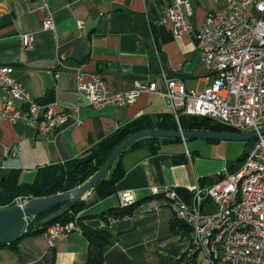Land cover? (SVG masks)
<instances>
[{
    "label": "crops",
    "instance_id": "0c3cea01",
    "mask_svg": "<svg viewBox=\"0 0 264 264\" xmlns=\"http://www.w3.org/2000/svg\"><path fill=\"white\" fill-rule=\"evenodd\" d=\"M46 2L52 28L44 27L41 1L0 0V65L12 66L14 78L41 105L70 110V116L46 137L39 135L31 121H0V170H18L21 182L33 183L38 172L42 176L50 168L65 170L139 117L155 120L169 113L163 99L148 90L151 81L162 87V72L180 78L188 90H202L211 81L196 38L174 34L164 18L168 0ZM190 2V23L195 30L208 13L225 6L214 0ZM24 36L30 38V49L23 43ZM79 72L86 82L100 74L111 90L137 89L139 96L129 106L93 108L77 89ZM2 96L0 90V101ZM203 141L160 139L156 153L145 147L131 148L120 157L124 175L114 186L102 197L92 189L81 199L85 206L77 212L80 222L103 228L107 221L99 214L122 208V192L134 196L132 213L110 228L116 238L102 264H179L191 233L175 222L165 191L172 190L190 203L196 184L214 182L239 158L227 157L216 140ZM88 251L83 233L71 232L49 248L39 232L0 245V264H86Z\"/></svg>",
    "mask_w": 264,
    "mask_h": 264
},
{
    "label": "built area",
    "instance_id": "2783aa9c",
    "mask_svg": "<svg viewBox=\"0 0 264 264\" xmlns=\"http://www.w3.org/2000/svg\"><path fill=\"white\" fill-rule=\"evenodd\" d=\"M39 1L44 27L52 28L47 2ZM214 1L225 6L208 13L197 30L190 23V0H168L164 16L174 34L188 33L196 38L210 83L202 90H188L180 78L162 72V87L151 81L148 90L163 99L179 130L183 129L181 118L189 115L206 116L235 132L258 130L264 126V0ZM23 43H31L30 38L24 36ZM26 48L30 49V44ZM76 80L77 89L93 108L129 106L139 96L137 89L111 90L100 74L86 82L79 72ZM0 90V121H31L40 136H48L70 116L69 109L56 111L31 98L14 78L12 66L0 65ZM254 140L242 162L226 168L212 183L196 184L190 203L177 198L172 190L165 191L175 219L186 224L191 233L179 264H264V134ZM28 200L17 197L14 204ZM133 203L134 196L122 192V206ZM31 218L26 219L23 233ZM120 218L109 216L106 226L112 227ZM71 232L83 233L80 213L68 221L53 222L43 234L50 248Z\"/></svg>",
    "mask_w": 264,
    "mask_h": 264
},
{
    "label": "trees",
    "instance_id": "16d2710c",
    "mask_svg": "<svg viewBox=\"0 0 264 264\" xmlns=\"http://www.w3.org/2000/svg\"><path fill=\"white\" fill-rule=\"evenodd\" d=\"M181 127L187 130H208L218 132H235V130L226 125L220 124L211 120L206 116H184L180 120ZM177 123L173 119V116L169 113L159 116L155 120L150 116L144 115L137 118L136 120L121 126L114 134L108 136L105 140L100 142L97 147L89 154L84 157L74 160L73 164L67 168L57 169L50 168L45 173L38 175L33 183H24L19 179L18 170H11L5 173L0 170V207L10 206L14 204V200L17 197H27L29 199L49 197L76 188L77 186L84 183L89 177H91L104 163L110 152L114 147L127 135L142 129H164L173 130L177 129ZM160 139L165 142L180 141L178 138H155L146 137L136 141L134 144L129 146L124 153L136 146L145 147L150 153H156L159 150ZM255 140L248 141L247 145H251ZM246 153H243L236 162L240 163L243 161ZM121 154L113 166L110 168L105 177H103L93 188L95 194L102 197L106 191H108L114 184L124 175L123 164L120 162ZM63 171V172H61ZM3 177V178H2ZM61 205L54 206L40 214L33 216L29 220L26 232L23 235H29L39 233L45 230V228L53 222H65L73 217V215L83 209L85 203L80 200L75 206L65 212L59 218L52 220L45 225H41L40 222L46 216L53 214ZM131 206L109 209L99 214L102 218L107 221L109 216H125L132 213ZM187 231L190 229L186 224L178 221ZM83 234L89 241V251L86 260V264H102L103 257L108 246L116 238L113 232L110 230L111 227L103 228H91L84 226L81 222ZM19 239V238H18ZM17 239V240H18ZM16 240V241H17ZM15 242V241H14ZM1 243L0 245L12 244ZM180 259V258H179Z\"/></svg>",
    "mask_w": 264,
    "mask_h": 264
},
{
    "label": "water",
    "instance_id": "95a60500",
    "mask_svg": "<svg viewBox=\"0 0 264 264\" xmlns=\"http://www.w3.org/2000/svg\"><path fill=\"white\" fill-rule=\"evenodd\" d=\"M264 134V126L258 130L246 132H218L208 130H164L142 129L127 135L110 152L102 166L84 183L66 192L49 197L28 200L23 205L13 204L0 207V242L11 243L21 237L27 218L40 214L54 206L61 205L53 214L46 216L40 222L41 225L55 220L65 212L71 210L94 186L106 176L117 158L136 141L146 138H178V139H208V140H236L250 141ZM3 178V177H2Z\"/></svg>",
    "mask_w": 264,
    "mask_h": 264
},
{
    "label": "rangeland",
    "instance_id": "374dc122",
    "mask_svg": "<svg viewBox=\"0 0 264 264\" xmlns=\"http://www.w3.org/2000/svg\"><path fill=\"white\" fill-rule=\"evenodd\" d=\"M200 140H205L203 142L206 143V139ZM215 143L220 147L221 152L226 153L227 157H230L231 159L241 157V155H243V153L248 149V141L216 140Z\"/></svg>",
    "mask_w": 264,
    "mask_h": 264
}]
</instances>
